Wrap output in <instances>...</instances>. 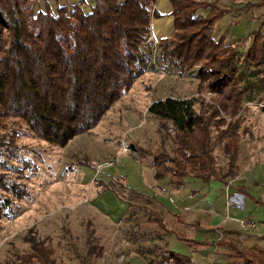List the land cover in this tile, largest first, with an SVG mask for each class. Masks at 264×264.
<instances>
[{"label":"trees","instance_id":"1","mask_svg":"<svg viewBox=\"0 0 264 264\" xmlns=\"http://www.w3.org/2000/svg\"><path fill=\"white\" fill-rule=\"evenodd\" d=\"M44 1L0 0V156L17 155L20 133L6 132L16 122L26 124L34 137L61 147L89 132L156 67L152 55L157 48L159 64L181 76L196 72L199 83L192 97L167 96L148 107L165 138L172 136L174 143L171 153L159 149L153 154L155 179L170 177L180 187L189 176L205 181L238 176L246 101L264 88L263 28L251 33L243 58L246 71L239 64L240 44L227 42L224 34L214 36L218 21L235 9L221 1L170 0L174 31L152 45L151 22L160 17L154 9L157 0H80L55 7ZM259 4L264 0L250 3ZM217 139L229 158L226 170L216 161ZM7 164L0 158V218L15 215V201L7 193L15 200L28 196L23 184L9 181ZM151 219L169 232L161 216ZM175 234L193 247L209 244ZM29 242L31 248L18 256V264H59L48 242ZM216 244L228 248L229 264H264V249H245L233 237ZM166 249L159 264L192 263L189 255ZM95 251L91 247L85 259L98 256Z\"/></svg>","mask_w":264,"mask_h":264},{"label":"rangeland","instance_id":"2","mask_svg":"<svg viewBox=\"0 0 264 264\" xmlns=\"http://www.w3.org/2000/svg\"><path fill=\"white\" fill-rule=\"evenodd\" d=\"M47 1L55 7L80 0ZM212 1L236 6L218 21L215 37L224 34L233 44L255 29L264 30V17H259L264 8H257L261 4L247 6L250 8L247 11L241 8L261 0ZM148 40L151 45L157 42L153 34ZM157 51L154 48L151 54L156 67L140 77L97 126L75 136L65 147L34 137L26 124H10L7 134L13 129L20 133L17 155L4 154L0 158L7 160L9 181L23 184L28 196L15 200L7 193L15 201L11 204L15 215L0 218V264H18V256L30 250L29 241L33 238L48 242L59 264H159L166 248L172 250L175 245L178 252L184 246L188 248L175 237L176 242L173 241L168 231L151 221L161 216L169 228L182 227L166 210L168 203L163 194L167 191L166 182L154 179L153 154L159 149L171 153L172 136L165 138L161 122L147 110L152 102L167 96L196 95L199 80L196 72L181 76L173 67L165 69L156 59ZM243 58L241 52L239 64L248 71ZM210 96L206 95L208 100ZM245 106L249 108L243 112L245 121L240 124V131H244L239 146L250 151L243 155L252 164L264 158V153L258 152L264 146V106ZM214 134L216 137L217 131ZM215 155L218 165L226 170L229 158L218 139ZM107 161L112 165H104ZM261 163H257V174L262 173L258 172ZM233 195L229 196L228 205L243 208L244 198L238 193L235 197L238 205L230 203ZM259 195L255 204L264 206L262 194ZM183 230L189 233L188 229ZM197 231L192 230L190 235L196 239L207 237L203 229L199 234ZM217 232L223 237L222 231ZM91 247H96L95 253L103 250L98 256L85 259Z\"/></svg>","mask_w":264,"mask_h":264},{"label":"crops","instance_id":"3","mask_svg":"<svg viewBox=\"0 0 264 264\" xmlns=\"http://www.w3.org/2000/svg\"><path fill=\"white\" fill-rule=\"evenodd\" d=\"M156 4L155 9L160 13V17L152 20L151 34L158 41L173 33L174 18L172 16L173 6L170 0H157ZM247 6L252 7L249 3L241 8H246L244 10L247 11V9H250ZM229 7L235 8L236 6ZM257 8H264V5ZM259 17L263 18L264 14L261 13ZM252 32L243 40L241 37L235 40V44H240L239 51L240 53L242 52L243 56L251 45ZM250 79L256 80V77L252 76ZM246 104L248 106L255 104H262L264 106V88L254 91L247 99ZM259 149L258 152L260 154L264 153V146H261ZM249 153V150H242L240 147L238 160L239 174L235 179L227 181L211 179L210 181H205L199 177L189 176L185 179L182 186L174 187L171 184L170 177H165L162 180H157L154 177L157 182H166L167 191L163 193L166 195L165 199L168 203L167 206L165 205L166 210L175 218L176 222L182 224V227L179 229H172L164 223L169 230L168 233L171 235L172 240L175 241L173 239V237L177 239L175 233L180 232L191 239L209 242L207 246L193 247L183 241L187 244L188 248L183 245L181 253L191 257V264H229L228 248L219 247L216 244V241L221 238L227 239L233 237L239 240L241 246L245 249H264V206H259L258 201V204H255L256 198L260 196L259 194H262L261 203H264V158L262 157V161H259L262 163L258 172L262 173L257 174V163L259 162L255 161L251 164L249 161H246L248 160V156L245 158L243 155H248ZM234 193H238V195H242L244 198L243 208L228 205L227 200ZM245 217L257 219L261 224L259 225V231L240 229L239 220ZM183 228L185 230L188 229L189 233L184 231ZM200 229L206 231L204 234H207V237L196 239L190 235L192 230H198L196 233L199 234ZM217 231H222L224 233L223 237L218 236ZM210 233L211 236H209ZM176 248L174 245L172 250L175 251ZM212 252H214L215 256H213Z\"/></svg>","mask_w":264,"mask_h":264},{"label":"built area","instance_id":"4","mask_svg":"<svg viewBox=\"0 0 264 264\" xmlns=\"http://www.w3.org/2000/svg\"><path fill=\"white\" fill-rule=\"evenodd\" d=\"M110 164L112 165V162L107 161L106 164L107 165ZM237 196V194L233 195L231 198V204H235L238 205V201H236L237 199L235 198ZM236 202V203H235ZM229 203V204H230ZM231 206V205H230ZM240 208V207H239ZM239 224L242 230H247L248 228H250L251 230L257 231L259 229V221L255 218H249V217H245V218H241L239 220Z\"/></svg>","mask_w":264,"mask_h":264}]
</instances>
